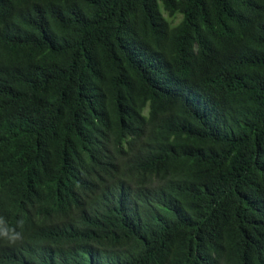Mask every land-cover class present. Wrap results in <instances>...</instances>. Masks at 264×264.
<instances>
[{
    "label": "trees",
    "instance_id": "16d2710c",
    "mask_svg": "<svg viewBox=\"0 0 264 264\" xmlns=\"http://www.w3.org/2000/svg\"><path fill=\"white\" fill-rule=\"evenodd\" d=\"M0 215V264H264V0H0Z\"/></svg>",
    "mask_w": 264,
    "mask_h": 264
},
{
    "label": "clouds",
    "instance_id": "9594fccd",
    "mask_svg": "<svg viewBox=\"0 0 264 264\" xmlns=\"http://www.w3.org/2000/svg\"><path fill=\"white\" fill-rule=\"evenodd\" d=\"M23 227V219L15 223L11 216L0 215V248L9 260L29 261L35 259V239Z\"/></svg>",
    "mask_w": 264,
    "mask_h": 264
}]
</instances>
